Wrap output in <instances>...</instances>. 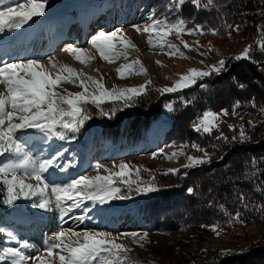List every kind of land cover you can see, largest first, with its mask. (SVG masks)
Masks as SVG:
<instances>
[{
	"label": "rangeland",
	"instance_id": "374dc122",
	"mask_svg": "<svg viewBox=\"0 0 264 264\" xmlns=\"http://www.w3.org/2000/svg\"><path fill=\"white\" fill-rule=\"evenodd\" d=\"M149 2L150 0H147L141 7L137 0H47L44 15L34 17L20 29L5 30L4 33H0V60L12 62L39 59L42 62L48 59L50 56L46 54V52L49 53L48 49L45 51L46 47L59 35L63 26L66 25V21L74 18L82 20L83 23L89 19L98 20L99 17L101 19L104 17L108 21L105 25L108 31L104 32H112L117 28L122 29L124 37L136 45L135 49L126 50L127 59L121 56L113 63H108L101 59L96 49L89 44L96 34L92 33L93 30L91 31L90 26L88 27L89 32L79 48L87 49L88 55L94 59L84 64V67L90 72L96 73L98 70L103 72L100 78L109 75L105 79L106 81L103 79L104 87L107 89H111L113 86L116 88L138 87L150 81L151 83L146 87L153 86L160 90L166 86L171 87L180 75L186 74L189 69L208 71L210 75H219L225 71L226 65L239 60L236 57L240 56L246 47L249 48L248 56L254 49H261L260 43L264 41V29L257 24L252 5V10L244 11L234 27V32L225 40L214 36L201 37L198 32L192 34L185 32L179 37L175 33L168 35L167 42L176 45L184 53L183 58L178 55L170 57L166 54L167 48L149 47L147 35L135 30L136 27H143L150 24L153 19H158L153 15L154 10ZM243 6L246 7L245 4ZM181 41H186L192 47L186 49ZM118 49L124 51L119 48V45ZM50 52L51 54L57 53L66 60L79 62L68 52L67 54L62 52L60 48H56L55 52ZM137 59L146 71L138 73L140 65H134L136 72L123 79L119 78L116 69L122 64H128ZM220 60L225 62L224 67L219 72L212 71L211 66L217 65ZM157 61H160V64H157ZM110 71L114 74L108 73ZM205 78L197 79L196 83ZM88 85L89 91H95L91 83ZM193 85L195 84L190 87ZM3 91L4 88L0 85V92ZM56 91L65 94V91L76 93L82 89L78 86V82L77 85L63 83ZM170 112L164 107L162 117L151 124L144 139L131 146L121 145L118 141L113 143L102 138L97 123L92 120L85 122L80 131L75 134V140L70 138L72 134L69 133V138L66 140L53 137L45 142L38 139L40 134L34 133L33 130L22 133L21 138L29 137L28 150L42 159H51L57 152L63 153L62 156L57 157L55 165L43 174L50 185H63L80 176H94L97 174L96 165L102 166L99 169L101 175L107 174L104 171L105 168L118 171V166L121 163L130 165L133 172L139 166L141 170L138 179L143 184H147L148 180L144 181V176L150 177L155 171L167 173L169 168L180 169L187 162V156L201 158L206 156V161L208 160L206 152L189 150L182 147L181 144H165V132L169 127L167 119ZM244 119L252 123L257 122L258 115L246 113L244 116H238L229 113L220 116V123L225 122L229 126H234L239 125L240 121H244ZM151 134L155 137L149 141L148 136ZM160 149L164 150V154L183 151L184 155L172 160L165 159L164 154H158L156 158H153L152 153H159ZM2 159L4 158H0V160ZM65 164L69 165L66 169L64 168ZM144 169L149 171H144ZM25 179L27 183H36L33 179L27 177ZM136 179L137 176L133 174L132 180ZM113 187L119 188L120 194L127 195L129 198L113 199L104 204L85 200L82 207L73 208L71 212L66 213H71L75 218L74 222L77 226L75 231L77 232H108L114 238L120 233L137 232L142 234L147 232V239L138 243L133 242L131 237H121L117 240L118 243L131 249L128 253L129 257L139 261V264H159V262L173 264L176 259L179 260L183 256L194 254L198 249L200 251V248L212 252L216 257L218 254H223V258H227L235 252L241 253L239 255L241 259L248 254L264 256V223L243 224L232 228L218 225V235L217 232L211 230V227L208 228V232H201L197 237L193 234L195 232L186 233L185 231L162 235L150 226H142L141 207L136 201L145 198L149 193L137 195L135 192L136 183L131 185V190L126 184L119 181ZM2 189L3 185L0 184V215L4 220L0 227L13 232L17 236V240H10L6 233H0V250L11 247L20 248V243L26 241L29 246L20 250L26 257H33L42 252L46 244L53 241L55 233L61 229H68V227L61 228L63 217L58 221L60 222L59 227L58 223L54 221L59 219L55 215L62 213L54 203L50 205L51 210L34 208L32 204L38 201V197H31L28 200L21 198L9 206L3 203L5 193ZM131 193L135 195H130ZM48 196L50 197V188ZM251 260L257 264H264L263 259L256 261L254 258ZM4 264H10V262H4ZM24 264H30V262L25 261Z\"/></svg>",
	"mask_w": 264,
	"mask_h": 264
},
{
	"label": "snow or ice",
	"instance_id": "6c2138e0",
	"mask_svg": "<svg viewBox=\"0 0 264 264\" xmlns=\"http://www.w3.org/2000/svg\"><path fill=\"white\" fill-rule=\"evenodd\" d=\"M186 2H190L197 10L213 4V0H207L206 3L203 0H174L173 7L177 13ZM46 3L47 0H0V33H4L5 30L20 29L34 17L44 15ZM135 30L138 33L147 34L149 47L167 48V55L170 57L178 55L182 58L184 53L176 45L168 43L166 37L172 33H175L177 37L185 32L204 34L201 25H196L194 29L187 28L186 21L179 17L174 22L169 21L167 17L153 19L150 24L136 27ZM208 31L213 35L218 34L214 29ZM181 43L186 49L192 47L186 41H181ZM89 44L96 49L100 58L108 63H113L121 56L127 59L126 50L136 48L130 39L124 37L122 29L119 28L112 32H99L89 41ZM118 45L124 51H120ZM260 47L264 49V41L260 43ZM66 51L81 64H86L94 59L88 55L87 49L69 45ZM248 53L249 48L246 47L236 59L248 58ZM156 63L160 64V61ZM224 63L223 60H220L217 65L211 66L212 71L219 72L224 67ZM134 65H140L138 73L146 71L137 59L117 68L118 77L123 79L136 72ZM209 75L208 71L189 69L186 74L180 75L171 87L166 86L159 91L162 93L177 92L195 84L197 79ZM83 76V73H78L68 64L58 62L52 57H49L47 65L39 59L12 62L0 60V85L4 88V91L0 92V158H4L0 160V184L3 185L2 190L5 193L4 204L11 206L21 198L28 200L31 197H38V201L33 202L32 207L51 210L50 205L54 203L56 208L60 209L62 213H66L71 212L73 208L82 207L85 200L104 204L113 199H128L127 195L120 194L119 188L113 187L117 181L126 184L129 190H131V185L136 183L135 192L137 195L159 190L154 183L143 184L138 179L141 170L139 166L133 172L132 167L124 163L118 166V171L105 168L104 171L107 173L105 175L99 173L102 166L96 165V175L80 176L63 185H50L46 181L43 174L55 165L57 157L62 156L63 153L57 152L51 159H42L28 150L30 138L25 136L22 139V133L33 130L34 133L40 134L37 138L45 142L53 137L66 140L69 138L68 134L71 133L70 138L75 140V134L90 119L86 105L91 104L99 108L108 101H123L127 105L134 97L143 95L146 85L151 83L147 81L138 87L116 88L113 86V88L107 89L104 87L103 78L96 80L89 76L87 81H91V85L95 89V91H89V85ZM77 82L82 89L80 92L65 91V94H61L56 91L63 83L77 85ZM200 86L205 87L204 85ZM165 107L169 111L173 110L172 104H166ZM238 107L239 103L237 102L233 105L232 114H236ZM107 114L105 113V115ZM228 114V110H222L220 113L205 111L193 125L194 130L210 133L219 126L220 116ZM249 123L251 124V122ZM229 127L233 128L231 125ZM238 138L241 142L247 139L243 126L240 128ZM218 139L227 140L228 138L221 134ZM232 139L235 140L237 137L234 136ZM192 147L201 150L196 144H192ZM158 154H164V150L160 149L159 153H152V157L156 158ZM183 155V151H177L164 154V158L172 160ZM186 161L181 166L182 168L203 164L206 162V156L204 158L187 156ZM252 163L255 166L256 161L253 160ZM68 166L65 164L64 168L66 169ZM144 171L149 170L144 169ZM179 171L176 168H169L165 174L175 175ZM133 174L137 176L135 181L132 180ZM26 177L35 180L36 183H27ZM49 188L50 197L48 196ZM188 192L192 193L193 189L189 188ZM239 198L241 202H244L245 198L242 194ZM244 206L247 207V204ZM221 209H223V205H221ZM261 211H264V208ZM225 215H228L226 211ZM228 222L243 223L239 212L231 216ZM202 227L204 226L202 225ZM209 227L212 231L217 232V235L219 234L218 225ZM0 233H6L10 240H17V236L13 232L3 227H0ZM147 235V232L142 234L127 232L120 233L114 238L108 232H77L70 228L61 229L55 233L53 241L46 244L43 251L33 257H26L20 250L29 246L26 241L20 243V248L11 247L0 250V264H4V262L24 264L25 261L30 264H139V261L129 257L128 253L131 249L118 243L117 240L121 237H131L133 242L138 243L146 240ZM140 246L143 247L142 244Z\"/></svg>",
	"mask_w": 264,
	"mask_h": 264
},
{
	"label": "trees",
	"instance_id": "16d2710c",
	"mask_svg": "<svg viewBox=\"0 0 264 264\" xmlns=\"http://www.w3.org/2000/svg\"><path fill=\"white\" fill-rule=\"evenodd\" d=\"M137 1L142 7L147 0ZM149 4L156 18L167 17L169 21L182 18L187 28L201 25L204 32L201 37L214 36L221 40L234 32L246 9L252 10L251 0H213L211 6L199 10L186 2L178 13L173 7L174 0H150ZM209 29L218 34L213 35ZM237 102L236 115L255 113L258 121L244 119L231 129L221 122L210 133L194 130L193 125L205 111L232 113ZM166 104H172L173 110L167 119L165 144H181L189 150L206 152L208 160L196 167L180 168L175 175L155 171L150 177L144 176V181L154 183L159 190L136 201L141 207L142 226H150L162 235L185 231L195 232L197 237L215 224L232 228L264 223V211H261L264 208V49L256 48L248 58L226 65L221 74H211L192 87L174 93L165 94L147 86L143 95L134 97L127 105L123 101H111L99 108L91 104L85 107L102 138L131 146L144 139L151 124L162 117ZM241 126L247 135L244 142L238 138ZM221 134L228 139H218ZM234 136L237 139L233 140ZM189 188L193 189L192 193L188 192ZM241 194L244 202L239 198ZM237 212L243 223H229ZM3 221L0 215V224ZM198 251L176 259L173 264H257L251 259L264 260L258 254L241 259L238 252L223 258V254L216 257L203 248Z\"/></svg>",
	"mask_w": 264,
	"mask_h": 264
},
{
	"label": "bare ground",
	"instance_id": "6f19581e",
	"mask_svg": "<svg viewBox=\"0 0 264 264\" xmlns=\"http://www.w3.org/2000/svg\"><path fill=\"white\" fill-rule=\"evenodd\" d=\"M252 1V5H253V8H254V13H255V15H256V22H257V24L260 26H262V28L264 29V24H262V22L260 21V17H261V15H262V7H261V0H251ZM84 14V13H83ZM82 14V15H83ZM94 14V13H93ZM98 19H100V17L98 18ZM79 20H78V18H74V19H72V20H67L66 21V25H70V24H73V25H75V23H77ZM106 23H107V20L104 18V17H102V19H101V21L99 22V25L100 26H98V27H96L95 29H91V31H92V33L93 34H98L99 32H101V31H108V28H107V26L105 27V25H106ZM104 28V29H103ZM102 29V30H101ZM96 32V33H95ZM144 35H147V34H145V33H143ZM87 36V35H86ZM65 37V35L64 36H62V32H60L59 33V35H58V37H55L50 43H49V46H47L46 47V49H45V51L48 49V51H49V53H47L46 52V54L47 55H49L50 57H52V58H54L56 61H58V62H62V63H66V64H68L69 66H71L73 69H75L78 73H83L84 74V76H83V79H85L86 81H87V77H89V76H91V77H93V78H95L96 80H100L101 78H100V76H102L103 75V72H101V71H97L96 73H94V72H90L88 69H86L85 67H84V64H81L80 62H73L72 60H66V59H64L63 57H61L60 55H58L57 53V55L55 54V53H52L51 54V52L50 51H52V52H55V50H56V47H57V44H55L56 43V41L58 40L59 42L63 39ZM142 39H143V37L142 36H140ZM146 38V37H145ZM70 44L68 43V42H65V47L66 48H68V46H69ZM72 45V44H71ZM58 48V47H57ZM45 53H44V55H46ZM65 54H67V53H65ZM42 56V55H41ZM38 58H40V57H38ZM48 59H49V57H48ZM48 59H46V60H43L42 61V63H44L45 65H47V62H48ZM101 72V73H100ZM108 73H113L114 74V72H108ZM102 74V75H101ZM108 75V74H107ZM109 76V75H108ZM108 76H105V77H103V79L105 80L106 78H108ZM106 81V80H105ZM89 84L91 83V81H87ZM155 136L154 135H149L148 136V139H149V141H152V139L154 138ZM56 213V212H55ZM55 217H59V219H56V220H54V221H56L58 224H57V226L59 227V224H60V222H58L59 220H61L62 218L61 217H63V223H62V225H61V228L62 227H68V229L70 228V229H73V230H75L76 228H77V226H75V223L76 222H74V220H75V218L74 217H72V214L71 213H57L56 215H55ZM62 222V221H61Z\"/></svg>",
	"mask_w": 264,
	"mask_h": 264
},
{
	"label": "built area",
	"instance_id": "2783aa9c",
	"mask_svg": "<svg viewBox=\"0 0 264 264\" xmlns=\"http://www.w3.org/2000/svg\"><path fill=\"white\" fill-rule=\"evenodd\" d=\"M261 7H262V15L260 17V21L264 24V0H261Z\"/></svg>",
	"mask_w": 264,
	"mask_h": 264
}]
</instances>
